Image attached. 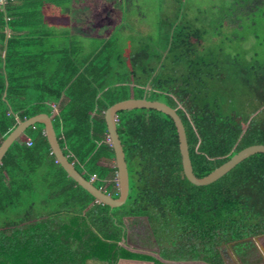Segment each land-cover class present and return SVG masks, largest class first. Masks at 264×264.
<instances>
[{
    "label": "trees",
    "instance_id": "16d2710c",
    "mask_svg": "<svg viewBox=\"0 0 264 264\" xmlns=\"http://www.w3.org/2000/svg\"><path fill=\"white\" fill-rule=\"evenodd\" d=\"M85 2L95 16L113 5L127 15L132 4ZM61 3L8 0L0 8V145L20 122L46 113L69 161L114 198L119 185L105 113L120 101L147 98L177 109L200 178L244 148L264 145V38L257 30L264 0H233L229 10L233 28L249 30L234 37L253 41L249 49L210 47L186 0H177L155 36H125V21L85 55L77 38L48 27L46 8ZM117 130L130 193L116 208L68 175L43 124L11 145L0 164V264H228L226 252L236 264H264L254 241L264 235V153L196 186L184 174L170 116L120 111Z\"/></svg>",
    "mask_w": 264,
    "mask_h": 264
},
{
    "label": "water",
    "instance_id": "95a60500",
    "mask_svg": "<svg viewBox=\"0 0 264 264\" xmlns=\"http://www.w3.org/2000/svg\"><path fill=\"white\" fill-rule=\"evenodd\" d=\"M131 109H154L170 116L173 119L178 131L184 174L188 181L196 186L210 185L224 177L247 158L258 153H264L263 144L248 146L232 156L227 162L219 166L209 175L200 178L194 172L190 157L186 129L181 117L177 112V109H174L171 106L160 101H152L147 98H142L120 101L108 108L105 113V120L108 127L110 141L115 153V164L117 167V180L119 185V196L117 198H114L110 194L105 193L102 189L95 186L92 181L87 180L75 168L74 164L69 161L68 157L64 154L60 146L52 118L46 113L38 114L25 121L20 122L19 125L9 134V136L0 145V164L11 145L15 141H17L29 127L34 126L37 123L43 124L44 132L50 143L52 152L56 157L57 162L64 168L68 175L72 179H74L81 187H83L91 195H93L98 202L106 204L112 208L121 207L127 202V199L129 197L130 179L124 148L117 130V114L120 111Z\"/></svg>",
    "mask_w": 264,
    "mask_h": 264
},
{
    "label": "rangeland",
    "instance_id": "374dc122",
    "mask_svg": "<svg viewBox=\"0 0 264 264\" xmlns=\"http://www.w3.org/2000/svg\"><path fill=\"white\" fill-rule=\"evenodd\" d=\"M131 8L126 15L127 32H133L134 34H142L146 36H155L158 28V20L163 18L164 13H169L173 9L177 0H131ZM233 0H186L187 8L189 9V15L191 18H197L198 27L202 28L205 33V38L210 44V47L220 46L224 48H245L249 49L254 46V42L242 43L236 41L235 35H247L249 30L245 27L241 29L233 28L231 25V19L234 17L233 13L229 11L232 7ZM168 10V11H167ZM259 12L257 13V15ZM101 15V14H98ZM240 15L239 17H241ZM228 18V20L226 19ZM242 19H246V15L243 14ZM225 19V20H224ZM106 20L102 17H93L91 19L86 18V32L87 38L83 39V45L90 48L95 44H98L101 38H107L108 36L103 33L98 34ZM84 20L77 23L84 25ZM202 22V23H201ZM223 22V27H220V23ZM230 22V23H229ZM91 26V28H89ZM261 38H264V27L257 29ZM217 38V41L214 40ZM219 39V40H218ZM210 40V41H209ZM231 42H230V41ZM233 41V42H232ZM222 43H225L224 45ZM250 45V46H249ZM249 46V47H248ZM263 49L260 50L262 52ZM263 53V52H262ZM148 251L147 249H144ZM228 263L233 264L230 261L228 252H226Z\"/></svg>",
    "mask_w": 264,
    "mask_h": 264
},
{
    "label": "crops",
    "instance_id": "0c3cea01",
    "mask_svg": "<svg viewBox=\"0 0 264 264\" xmlns=\"http://www.w3.org/2000/svg\"><path fill=\"white\" fill-rule=\"evenodd\" d=\"M62 3L59 6H49L46 8V18L48 20V27L54 29V31L63 37L72 36L74 39L77 38L79 42H81L82 46V53L85 55L86 53L91 52L92 47L87 49L83 45V39L87 38V34L90 32H86V25L85 21L86 18H93V17H102L105 21L104 25L102 26L101 30L98 31V34L103 33L104 35L112 36L114 33L117 32L118 28H120L123 24L125 25L126 15L121 13L120 9H117L116 5H113L110 9H105L102 3L99 4L101 7L100 9H104L105 14L101 11H98V14L95 16L92 12L87 9L85 0H77V7L73 6L69 0H61ZM71 4V5H70ZM88 10V11H87ZM84 20V25L82 23L78 24L79 22ZM91 28V26L89 27ZM126 32V33H125ZM125 36H130L131 32L123 31ZM104 38H101L99 42H101ZM256 245L258 246L260 252L264 257V235L254 238ZM231 261V260H230ZM228 263V262H227ZM88 264H106L101 263L98 261H89ZM117 264H152L148 261H133L131 259L120 260ZM229 264V263H228ZM233 264H236L234 262Z\"/></svg>",
    "mask_w": 264,
    "mask_h": 264
},
{
    "label": "built area",
    "instance_id": "2783aa9c",
    "mask_svg": "<svg viewBox=\"0 0 264 264\" xmlns=\"http://www.w3.org/2000/svg\"><path fill=\"white\" fill-rule=\"evenodd\" d=\"M8 0H0V8H4L6 3H7ZM109 140H110V137H109ZM28 144H31V142L29 141Z\"/></svg>",
    "mask_w": 264,
    "mask_h": 264
}]
</instances>
